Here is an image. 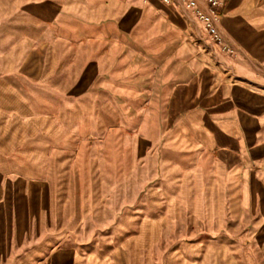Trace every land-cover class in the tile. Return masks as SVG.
I'll return each mask as SVG.
<instances>
[{
    "label": "rangeland",
    "instance_id": "rangeland-1",
    "mask_svg": "<svg viewBox=\"0 0 264 264\" xmlns=\"http://www.w3.org/2000/svg\"><path fill=\"white\" fill-rule=\"evenodd\" d=\"M67 3L0 0V149L42 171L4 177L0 264H264V157L241 190L157 141L149 64L61 42Z\"/></svg>",
    "mask_w": 264,
    "mask_h": 264
},
{
    "label": "crops",
    "instance_id": "crops-1",
    "mask_svg": "<svg viewBox=\"0 0 264 264\" xmlns=\"http://www.w3.org/2000/svg\"><path fill=\"white\" fill-rule=\"evenodd\" d=\"M59 14L61 32L70 35L61 42L75 38L90 40L98 50L106 47L109 55L103 61L108 63L114 62L112 55L122 43L128 63L134 58L149 64L151 72L140 67L139 76L150 74L147 110L163 112L157 141L195 165L207 163L226 184L247 189L244 182L258 174L264 157V74L256 69H264V0H230L220 11L222 34L235 48L233 55L219 48L217 60L225 74L201 54L203 27L177 5L161 0H68ZM48 137L43 145L51 143ZM13 152L0 149V190L6 176L32 182L42 172L32 171L35 164L11 162L26 157Z\"/></svg>",
    "mask_w": 264,
    "mask_h": 264
},
{
    "label": "built area",
    "instance_id": "built-area-1",
    "mask_svg": "<svg viewBox=\"0 0 264 264\" xmlns=\"http://www.w3.org/2000/svg\"><path fill=\"white\" fill-rule=\"evenodd\" d=\"M165 5H177L185 14L194 18L204 29L209 44L206 49L220 48L231 55L235 48L221 31L220 11L230 0H161ZM205 49V50H206Z\"/></svg>",
    "mask_w": 264,
    "mask_h": 264
}]
</instances>
